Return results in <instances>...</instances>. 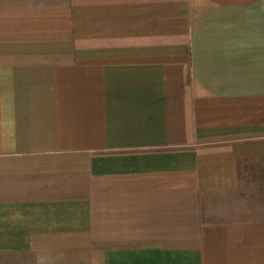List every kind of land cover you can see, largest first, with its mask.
<instances>
[{
	"label": "crops",
	"instance_id": "1",
	"mask_svg": "<svg viewBox=\"0 0 264 264\" xmlns=\"http://www.w3.org/2000/svg\"><path fill=\"white\" fill-rule=\"evenodd\" d=\"M0 264H264V0H0Z\"/></svg>",
	"mask_w": 264,
	"mask_h": 264
}]
</instances>
